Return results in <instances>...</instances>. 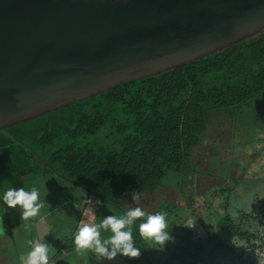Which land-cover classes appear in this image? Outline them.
<instances>
[{"label": "trees", "instance_id": "16d2710c", "mask_svg": "<svg viewBox=\"0 0 264 264\" xmlns=\"http://www.w3.org/2000/svg\"><path fill=\"white\" fill-rule=\"evenodd\" d=\"M263 93L264 30L179 68L119 84L104 93L4 128L0 131V188L23 187L26 179L39 177L51 181L50 196L57 195L63 201V195L74 193L82 198H68L75 210L67 212L72 223L63 225L62 235L46 237L52 249L50 264L77 262L78 257L84 258L83 264H195L188 260V252L192 250L191 260L199 259L202 245L191 244L177 234L184 230L170 220L179 206L165 200L154 211L165 214L172 237L165 243L164 252L140 238L134 229L133 239L141 249L139 257L118 256L112 261H98L87 250L78 255L72 236L82 224L85 209L94 211V222L99 223L104 216L120 215L131 207L130 195L134 190L143 197L168 184L180 188L187 170L198 173V165L192 168L191 158L194 149L204 143L211 114L232 117ZM232 190L217 187L212 192L223 198V212L214 211L218 219L216 230L223 229L237 241L250 244L253 256L256 234L244 230L247 224L235 223L228 213ZM240 215V219L247 218ZM39 230L34 225L32 237H38ZM108 234L102 232L101 237ZM29 240L37 238H25L28 250ZM174 240H186L185 246L176 247L174 252L170 247H174ZM211 240L207 238L208 243ZM189 244L191 250L186 247ZM222 246L217 241L215 249ZM226 250L234 253L230 248ZM255 263V258L238 262Z\"/></svg>", "mask_w": 264, "mask_h": 264}, {"label": "water", "instance_id": "95a60500", "mask_svg": "<svg viewBox=\"0 0 264 264\" xmlns=\"http://www.w3.org/2000/svg\"><path fill=\"white\" fill-rule=\"evenodd\" d=\"M263 30L264 0H0V131Z\"/></svg>", "mask_w": 264, "mask_h": 264}, {"label": "rangeland", "instance_id": "374dc122", "mask_svg": "<svg viewBox=\"0 0 264 264\" xmlns=\"http://www.w3.org/2000/svg\"><path fill=\"white\" fill-rule=\"evenodd\" d=\"M203 141L194 149L191 158V166L194 168L197 164L198 173L187 170L180 188L176 184H168L157 192L145 194L139 205L131 203L130 206H140L146 212L154 213L163 200L172 206L178 205L179 209L170 221L183 228L184 231L177 234L191 244L202 245L198 251L199 259L193 257L192 260V246H186L191 250L188 260L195 264H238L239 259L249 261L252 258H255V264H264V93L235 111L232 117L211 114ZM46 179H26L22 184L26 190L36 187L40 192L42 207L36 217L25 221L16 208L0 209V264H20L19 257L28 250L25 238L46 241V237L61 236L63 225L72 223L66 214L75 208L68 198L79 201L82 198L77 194L75 197L74 193L63 195V201L57 195L50 196L51 181ZM217 187L233 189L228 213L235 223L243 221L247 224L244 230L256 234L257 239L252 244L257 249L253 256L250 244L246 246L244 241H237L223 229L216 230L218 219L214 211L223 212V198L212 193ZM6 188L1 187L0 192ZM240 214L247 218L240 219ZM81 217L82 223L97 219L96 213L90 209H85ZM34 225L40 229L38 237H32ZM208 237L212 238L209 243ZM186 240H174L175 245L170 246L171 249L175 252L176 247L185 246ZM217 241L223 243V248L215 249ZM227 248L234 253H229ZM165 249L158 247L157 250L161 253ZM83 261V257H78L77 262L66 261L64 264H83Z\"/></svg>", "mask_w": 264, "mask_h": 264}, {"label": "clouds", "instance_id": "9594fccd", "mask_svg": "<svg viewBox=\"0 0 264 264\" xmlns=\"http://www.w3.org/2000/svg\"><path fill=\"white\" fill-rule=\"evenodd\" d=\"M36 187H8L0 192V209L16 208L20 218L27 221L36 217L42 207ZM130 199L139 205L141 194L132 191ZM99 203V201H97ZM6 206V207H5ZM139 221V223H137ZM145 241L164 248L172 237L163 212L149 213L140 206L127 207L120 215H106L99 223H82L72 236L76 253L87 250L98 261H112L116 257L137 258L141 249L133 239V231ZM109 233L101 237V233ZM29 250L19 257L20 264H50V245L45 240H29Z\"/></svg>", "mask_w": 264, "mask_h": 264}, {"label": "crops", "instance_id": "0c3cea01", "mask_svg": "<svg viewBox=\"0 0 264 264\" xmlns=\"http://www.w3.org/2000/svg\"><path fill=\"white\" fill-rule=\"evenodd\" d=\"M67 262H69V261H67Z\"/></svg>", "mask_w": 264, "mask_h": 264}]
</instances>
